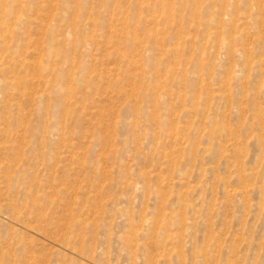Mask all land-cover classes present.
Listing matches in <instances>:
<instances>
[{"label":"rangeland","instance_id":"1","mask_svg":"<svg viewBox=\"0 0 264 264\" xmlns=\"http://www.w3.org/2000/svg\"><path fill=\"white\" fill-rule=\"evenodd\" d=\"M0 264H264V0H0Z\"/></svg>","mask_w":264,"mask_h":264},{"label":"bare ground","instance_id":"2","mask_svg":"<svg viewBox=\"0 0 264 264\" xmlns=\"http://www.w3.org/2000/svg\"><path fill=\"white\" fill-rule=\"evenodd\" d=\"M37 70V69H36Z\"/></svg>","mask_w":264,"mask_h":264}]
</instances>
